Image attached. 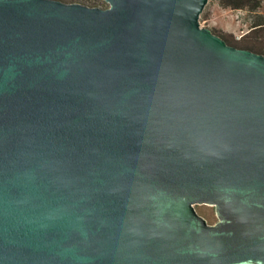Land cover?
<instances>
[{
  "label": "water",
  "instance_id": "95a60500",
  "mask_svg": "<svg viewBox=\"0 0 264 264\" xmlns=\"http://www.w3.org/2000/svg\"><path fill=\"white\" fill-rule=\"evenodd\" d=\"M106 1L0 0V264H264V54Z\"/></svg>",
  "mask_w": 264,
  "mask_h": 264
},
{
  "label": "rangeland",
  "instance_id": "374dc122",
  "mask_svg": "<svg viewBox=\"0 0 264 264\" xmlns=\"http://www.w3.org/2000/svg\"><path fill=\"white\" fill-rule=\"evenodd\" d=\"M76 2L104 8L110 5L106 0H77ZM260 15L264 16V3L257 12H251L246 9L226 8L219 0H208L201 13L200 24L230 39L241 40L243 35L252 29L253 22ZM195 208L210 224H216L219 221L214 205L196 204Z\"/></svg>",
  "mask_w": 264,
  "mask_h": 264
},
{
  "label": "trees",
  "instance_id": "16d2710c",
  "mask_svg": "<svg viewBox=\"0 0 264 264\" xmlns=\"http://www.w3.org/2000/svg\"><path fill=\"white\" fill-rule=\"evenodd\" d=\"M65 2H76L77 0H62ZM221 5L232 9H246L251 12H257L264 3V0H219ZM217 32V31H215ZM221 35V34H220ZM230 44L242 48H248L256 52L264 54V16L260 15L253 22L252 29L245 35L243 39L234 40L222 35Z\"/></svg>",
  "mask_w": 264,
  "mask_h": 264
}]
</instances>
